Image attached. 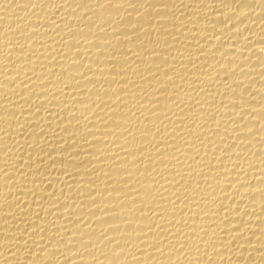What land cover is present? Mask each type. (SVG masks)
<instances>
[{
    "label": "bare ground",
    "instance_id": "bare-ground-1",
    "mask_svg": "<svg viewBox=\"0 0 264 264\" xmlns=\"http://www.w3.org/2000/svg\"><path fill=\"white\" fill-rule=\"evenodd\" d=\"M0 264H264V0H0Z\"/></svg>",
    "mask_w": 264,
    "mask_h": 264
}]
</instances>
